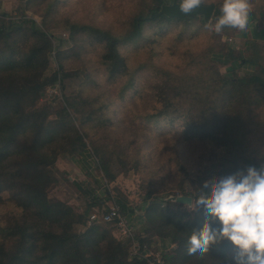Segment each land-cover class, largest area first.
Returning a JSON list of instances; mask_svg holds the SVG:
<instances>
[{
    "label": "trees",
    "instance_id": "obj_1",
    "mask_svg": "<svg viewBox=\"0 0 264 264\" xmlns=\"http://www.w3.org/2000/svg\"><path fill=\"white\" fill-rule=\"evenodd\" d=\"M58 1L26 0L28 4L41 5V26L33 18L14 20L0 12V202L7 194L20 208L18 215L11 216L0 226V264H147L145 258L129 255L128 239L115 236L103 223H87L89 211H77L64 201H52L47 197V189L56 181L51 171L56 159L91 153L83 132L66 112V96L60 115L50 117L48 105H37L42 90L55 84L63 89L64 78L68 75L57 58L58 51L53 55L55 46L49 32ZM138 1L129 26L123 32L65 19L70 38L83 33L92 42L102 44L100 59L110 78L123 74L127 68L120 44L138 39L146 25L199 19L201 27H205L207 21L217 20L223 3V0H205L204 5H213L209 18L205 19L202 13L185 17L165 14L149 17L173 0ZM256 17L250 10L249 18L258 20ZM260 17L264 18V9ZM261 44L254 37H246L242 49L223 42L224 49L212 53V61L228 65L231 60H239L241 66L248 68L238 77L216 71L214 92L193 90L185 82L172 87V104L174 98L187 95L191 100L187 103L183 138L206 140L222 149L219 171V166L211 162L201 171L199 185L188 177L197 193L212 172L231 175L250 166L257 168L259 161L264 160V153L261 159L254 157L255 150L252 155H244L245 141L256 131L252 127L254 117L249 116V106L258 101L256 97L264 96ZM51 57L57 58V69L48 75L46 70ZM215 92L216 97H221L220 104L215 98H209ZM90 148L92 155L98 158L99 168L108 172L105 154L93 144ZM75 185L79 190L83 188L81 182L76 181ZM177 188L169 194L187 195L195 201L197 193L185 190L182 183ZM150 193L145 194L144 202L150 199ZM98 201L100 203L101 199ZM116 201L120 210H133L124 199ZM142 208L143 221L137 232L139 243L147 248L158 240L170 243L171 253H163L164 264H220L230 254L228 242L212 247L206 255L188 254V237L204 222L202 210H189L174 200H149ZM78 225L83 228L77 229Z\"/></svg>",
    "mask_w": 264,
    "mask_h": 264
},
{
    "label": "rangeland",
    "instance_id": "obj_2",
    "mask_svg": "<svg viewBox=\"0 0 264 264\" xmlns=\"http://www.w3.org/2000/svg\"><path fill=\"white\" fill-rule=\"evenodd\" d=\"M138 5V0H59L49 32L55 46L53 55L58 51L57 58L68 75L64 78L63 89L57 84L47 87L37 101L38 106L48 105L49 115L53 117L61 114L66 96V112L83 132L91 151L87 154L92 164L88 171L78 169L75 161L78 155L56 159L51 166L56 181L47 189V197L64 201L77 211L86 209L89 212L119 205L116 200L124 199L133 210H120V213L127 219L137 241L143 221L142 207L149 200L168 201L166 198L173 195L169 193L176 191L181 183L185 190L197 193L188 177L199 185L203 168L211 162L219 166L223 161L222 149L215 144L183 138L187 103L191 100L187 95L174 98L172 104L173 85L185 82L193 90L211 93L215 91L216 71L234 77L243 75L248 68L241 66L239 60H231L228 65L212 61V53L224 49L223 42L242 49L246 37L258 39L263 43L260 49L264 64V18H258L264 9V0H250L251 11L256 13L258 20L249 18L248 29L243 32L226 27L216 34L206 26L201 27L199 19L146 25L138 39L120 44L127 68L123 74L110 78L100 59L102 44L92 42L83 33L70 38L65 19L118 33L129 26L130 16ZM40 10L41 5L28 4L26 0H0V12L6 13V18H33L41 26ZM215 22L209 20L206 25ZM57 58L51 57L46 74L57 69ZM216 96L215 92L209 98H215L220 104L221 97ZM256 98L258 101L249 106V116L254 117L252 127L256 131L246 137L244 155L249 156L255 150L254 157L261 159L264 153V96ZM90 144L105 154L108 172L99 168ZM261 167H264V160L259 161L257 169ZM219 176H222L219 172H212L205 181ZM76 181L83 184L81 190L76 187ZM147 192H151L150 199L144 202ZM191 202L194 204L192 197ZM91 203L95 206H90ZM183 205L188 208V204ZM19 213L20 208L5 194L0 202V226ZM103 225L123 239L112 224ZM82 228L77 226L79 230ZM171 247L166 240H158L149 248L141 245L150 256L158 254L161 259H164L163 253H171ZM146 261L151 264L150 258Z\"/></svg>",
    "mask_w": 264,
    "mask_h": 264
},
{
    "label": "clouds",
    "instance_id": "obj_3",
    "mask_svg": "<svg viewBox=\"0 0 264 264\" xmlns=\"http://www.w3.org/2000/svg\"><path fill=\"white\" fill-rule=\"evenodd\" d=\"M205 0H178V10L189 15ZM250 0H223L214 25L216 34L226 27L243 32L248 29ZM188 209L202 210L204 222L188 237V254L206 255L224 242L231 252L220 264H264V167H248L203 183L194 204ZM217 225V226H213Z\"/></svg>",
    "mask_w": 264,
    "mask_h": 264
},
{
    "label": "built area",
    "instance_id": "obj_4",
    "mask_svg": "<svg viewBox=\"0 0 264 264\" xmlns=\"http://www.w3.org/2000/svg\"><path fill=\"white\" fill-rule=\"evenodd\" d=\"M98 222V223H110L114 226L117 233L123 239L129 240L130 246V256H135L139 258H150L151 264H164V259L157 254L155 257L150 256L146 251L141 249L139 241L134 237L133 231L127 222L125 216L120 213V208L118 205H112L102 211H91L88 216V223Z\"/></svg>",
    "mask_w": 264,
    "mask_h": 264
},
{
    "label": "water",
    "instance_id": "obj_5",
    "mask_svg": "<svg viewBox=\"0 0 264 264\" xmlns=\"http://www.w3.org/2000/svg\"><path fill=\"white\" fill-rule=\"evenodd\" d=\"M177 0H173L171 3L169 4H165L163 5L160 10L158 11H153L149 17H153V16H157L160 14H165L169 17H185L186 15L182 14L179 10H178V6H177ZM213 10V5H203L200 8L196 9L194 12H192L191 14L187 15V16H193L196 14H204L205 19H208L211 12ZM167 200H174L177 202H181V203H191V197L187 196V195H170L166 198Z\"/></svg>",
    "mask_w": 264,
    "mask_h": 264
},
{
    "label": "crops",
    "instance_id": "obj_6",
    "mask_svg": "<svg viewBox=\"0 0 264 264\" xmlns=\"http://www.w3.org/2000/svg\"><path fill=\"white\" fill-rule=\"evenodd\" d=\"M75 161L78 163V165H79L78 169L80 171H88L92 167V164H91L90 160L88 159V155L86 153L79 155L78 159ZM52 201H54V200H52Z\"/></svg>",
    "mask_w": 264,
    "mask_h": 264
}]
</instances>
